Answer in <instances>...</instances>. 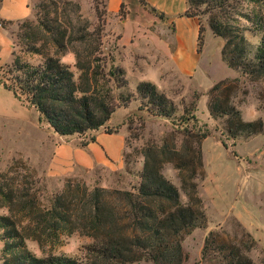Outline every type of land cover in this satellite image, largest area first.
Returning a JSON list of instances; mask_svg holds the SVG:
<instances>
[{
  "label": "trees",
  "instance_id": "16d2710c",
  "mask_svg": "<svg viewBox=\"0 0 264 264\" xmlns=\"http://www.w3.org/2000/svg\"><path fill=\"white\" fill-rule=\"evenodd\" d=\"M93 1L103 6L101 11L96 8V25L82 17L77 2L38 1L32 11L33 20L30 17L17 22L19 32L14 46L18 51L13 52L10 63L0 66V84L33 108L40 123L47 124L60 137L91 136L82 147L94 142L92 135L98 131L117 133L119 128L112 129L107 124L118 109L127 108L134 99L132 94L118 92L127 85L124 70L103 51V17L112 15L107 11V0ZM138 1L150 8L145 0ZM243 4L249 7L247 12L242 11ZM205 14L211 32L224 42L221 56L226 66L252 81L264 80V0H186L181 16L199 22L198 53L204 32L200 18ZM159 16L165 18L163 14ZM241 20L248 25H238ZM246 30L259 37L254 50L244 36ZM69 55L73 62H64ZM26 56L38 61L31 63ZM226 91L217 84L209 92V116L224 119L232 139L262 133V121L244 122ZM136 94L138 111L169 120L174 131L186 137L183 143L178 146L164 140L161 146L144 148L138 182L130 189L88 190L69 179L41 208L28 192L14 196L8 179L0 176V196L8 208V215L0 216L3 264H182L186 260L184 238L195 228L206 226L202 202L192 180L202 166L200 141L210 133L200 129L192 132L198 123L194 108L185 107L178 114L175 104L151 82L139 83ZM139 122L144 124L143 119L139 118ZM189 137L195 140V149L188 143ZM164 163H171L178 171L187 203L182 202L178 188L162 175ZM15 204L22 218H17ZM72 234L91 240L84 247L83 259L52 254L37 257L24 243L30 239L43 246ZM255 245L246 232L235 242L211 231L205 238L201 261L255 264L248 255Z\"/></svg>",
  "mask_w": 264,
  "mask_h": 264
},
{
  "label": "rangeland",
  "instance_id": "374dc122",
  "mask_svg": "<svg viewBox=\"0 0 264 264\" xmlns=\"http://www.w3.org/2000/svg\"><path fill=\"white\" fill-rule=\"evenodd\" d=\"M38 1L32 0V11ZM71 1L79 4L84 19L92 25L98 24L96 8L103 10L102 4L97 5L93 0ZM248 9L247 4H243L242 11L247 12ZM154 14L150 8L136 1L135 5H123L116 15L103 17V51L123 68L127 80L126 87L118 92L134 97L127 108L118 109L108 122L110 128H119L125 136L122 168L95 167L90 171L77 170L76 175L68 178L52 177L49 175V162L57 142L53 136H59L47 124L39 122V115L33 108L6 92L0 113V176L8 179L14 196L28 192L38 200L40 208L48 203L52 194L61 191L69 179L88 190L136 186L137 174L143 166L141 153L144 148L161 146L164 140L180 146L186 138L174 131L175 126L169 120L138 111L140 102L136 87L141 82H151L175 104L178 114L185 107L194 108L198 123L192 132L198 133L200 129L210 133L200 141L202 166L192 180L202 202L206 226L195 228L184 238L186 260L182 264H213L201 261L204 241L211 231H217L226 241L235 242L244 237L245 232L249 233L256 245L248 255L255 264H264V80L252 81L226 66L221 56L224 42L211 32L206 14L200 18L204 28L203 46L198 53L200 62L190 74H183L172 60L175 50L173 25L165 24ZM238 25L248 24L241 20ZM17 32L18 24L10 31L14 41ZM244 36L254 50L259 37L247 30ZM26 59L31 63L38 61L36 57L26 56ZM63 61L72 63L73 57L66 56ZM217 84L221 85V90H227L231 104L240 111L244 122L262 121V133L232 139L225 129L224 119L209 116V92ZM139 118L144 120V124L139 122ZM188 140L195 149V140L190 137ZM161 173L178 188L182 202L187 203L181 177L173 165L164 163ZM18 204L13 205V209L17 218H22L17 213ZM3 215H8V208L0 196V216ZM73 235L43 246L30 239L24 243L26 249L37 257L52 254L83 259L84 247L91 240L77 234L83 238L82 244L78 250L69 253L67 245ZM2 248L3 243L0 242V264H3ZM134 264L153 263L142 261Z\"/></svg>",
  "mask_w": 264,
  "mask_h": 264
},
{
  "label": "crops",
  "instance_id": "0c3cea01",
  "mask_svg": "<svg viewBox=\"0 0 264 264\" xmlns=\"http://www.w3.org/2000/svg\"><path fill=\"white\" fill-rule=\"evenodd\" d=\"M136 1L138 2V0H107L106 8L110 14L116 15L120 12L122 5H135ZM145 1L150 8L158 12L154 14L155 18L161 19L159 15L163 14L165 18L161 20L165 24L173 25L175 38L173 63L183 74H190L197 69L200 62L197 52L199 22L195 18L181 16L186 10V0ZM31 3L32 0H1L0 2V23L2 25L0 28V66L8 64L12 60L15 46L10 31L17 22L31 17ZM4 23L7 25L4 26ZM6 92L9 91L0 84V113ZM107 125L111 127V125ZM92 136L95 141L88 142L85 147H82L81 144L91 136H59V138L53 136L57 142L49 162V175L68 178L76 175L77 170L90 171L95 167L121 169L125 149V136L121 130L113 134L98 131Z\"/></svg>",
  "mask_w": 264,
  "mask_h": 264
},
{
  "label": "clouds",
  "instance_id": "9594fccd",
  "mask_svg": "<svg viewBox=\"0 0 264 264\" xmlns=\"http://www.w3.org/2000/svg\"><path fill=\"white\" fill-rule=\"evenodd\" d=\"M82 240H83L82 237H78L77 234H74L73 238L69 241L67 245V249L69 250V253L78 250L82 244Z\"/></svg>",
  "mask_w": 264,
  "mask_h": 264
},
{
  "label": "built area",
  "instance_id": "2783aa9c",
  "mask_svg": "<svg viewBox=\"0 0 264 264\" xmlns=\"http://www.w3.org/2000/svg\"><path fill=\"white\" fill-rule=\"evenodd\" d=\"M2 27L1 23H0V28Z\"/></svg>",
  "mask_w": 264,
  "mask_h": 264
}]
</instances>
